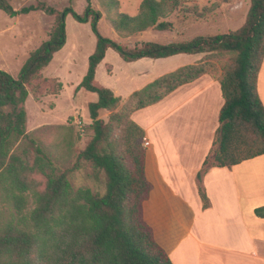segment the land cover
<instances>
[{
  "label": "trees",
  "instance_id": "obj_1",
  "mask_svg": "<svg viewBox=\"0 0 264 264\" xmlns=\"http://www.w3.org/2000/svg\"><path fill=\"white\" fill-rule=\"evenodd\" d=\"M86 1L79 14L71 6L57 9L44 1L16 9L10 0H0V10L10 17L32 11L54 17L48 39L30 53L16 78L0 69V198L13 210L10 219L0 224V264H173L143 218V202L153 185L145 175V131L131 115L204 74L218 79L224 100L219 125L197 173L198 194L207 208L209 199L200 182L210 155L214 160L210 165L232 167L264 154V105L257 92L264 58V0H250L245 21L235 30L135 46L101 35L102 14L92 8L91 0ZM99 1L121 37L149 28L172 31L174 15L203 18L218 8L217 4L199 8V0H141L137 13L129 15L119 11L118 0ZM68 14L80 23H90L97 38L86 73L76 86L98 96L88 106L92 134L71 166L54 156L52 148L37 143L35 134L25 128L29 92L39 99L43 87H51L47 92L52 95L62 90L58 78L46 77L42 71L65 43ZM109 48L127 63L179 53H205L206 60L159 76L120 104L112 89L95 80L97 66ZM212 55L220 58L219 66L208 61ZM101 110L109 112L106 120L99 117ZM64 147L71 149L69 143ZM81 165L96 184H104L103 192L85 185L74 187L71 175ZM29 199L33 207L27 210ZM254 215L264 218V207L256 208Z\"/></svg>",
  "mask_w": 264,
  "mask_h": 264
},
{
  "label": "crops",
  "instance_id": "obj_2",
  "mask_svg": "<svg viewBox=\"0 0 264 264\" xmlns=\"http://www.w3.org/2000/svg\"><path fill=\"white\" fill-rule=\"evenodd\" d=\"M257 92L264 105V58ZM223 102L218 79L204 74L131 115L149 142L145 175L153 187L143 218L173 264H222L218 256L264 264V218L254 215L264 207V154L232 167L210 165V155L200 182L207 208L198 194Z\"/></svg>",
  "mask_w": 264,
  "mask_h": 264
},
{
  "label": "rangeland",
  "instance_id": "obj_3",
  "mask_svg": "<svg viewBox=\"0 0 264 264\" xmlns=\"http://www.w3.org/2000/svg\"><path fill=\"white\" fill-rule=\"evenodd\" d=\"M37 1H44L57 9L71 6L79 14L87 4L86 0H10L16 9L35 4ZM140 2L141 0H118V9L120 12L135 15ZM211 4H217L218 8L203 18L183 14L171 17L174 22L172 31L161 32L149 28L129 37H121L107 21L105 9L100 1L91 0L92 8L102 14L98 23L101 35L134 46L147 41L165 44L198 35L209 36L235 30L245 21L250 0L198 1L199 8ZM53 21V16L42 11L10 17L0 10V69L16 78L30 53L48 39ZM96 39L90 23H80L68 14L65 18V43L42 71L46 77L58 78L63 84L62 90L59 94L52 95L47 92L51 87L47 89L43 87L44 95L41 98L36 99L29 92L25 102L26 131L33 132L37 143H44L52 148L54 156L62 158L69 166L75 161L78 152L85 147L92 134L89 127L92 120L88 106L90 102L96 101L98 96L82 88L76 90V86L86 73L88 57L95 49ZM204 54L179 53L166 58H142L126 63L114 49L109 48L104 59L97 66L95 80L97 84L116 91L122 104L132 92L160 75L199 60H206ZM212 56L208 61L219 66L217 59L220 58L216 59L214 55ZM225 59L227 56L220 61ZM219 72V69L214 71V76ZM108 113L101 110L99 117L106 120ZM67 143L70 144V151L64 147ZM216 148L217 146L214 150ZM209 160L212 161V158ZM88 172L86 166L81 165L80 169L71 175L74 187L85 185L103 192L104 184L100 182L96 184ZM36 177L41 179L40 175ZM32 207L33 202L29 199L27 210ZM12 212V205L6 199L0 198V224L7 222ZM217 259L222 261V264H240L238 258L218 256Z\"/></svg>",
  "mask_w": 264,
  "mask_h": 264
},
{
  "label": "built area",
  "instance_id": "obj_4",
  "mask_svg": "<svg viewBox=\"0 0 264 264\" xmlns=\"http://www.w3.org/2000/svg\"><path fill=\"white\" fill-rule=\"evenodd\" d=\"M79 122H80V121H79ZM79 122H78V123H79ZM80 130H81V127H80ZM82 130H83V129H82ZM82 130H81V131H82ZM143 145H144L145 147L149 145V142H148V140H147L145 137L143 138Z\"/></svg>",
  "mask_w": 264,
  "mask_h": 264
}]
</instances>
